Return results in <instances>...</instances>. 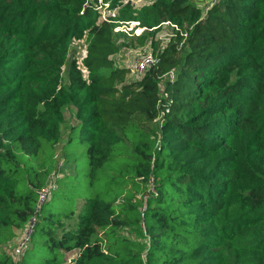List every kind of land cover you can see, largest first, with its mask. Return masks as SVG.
I'll use <instances>...</instances> for the list:
<instances>
[{
  "label": "trees",
  "instance_id": "obj_1",
  "mask_svg": "<svg viewBox=\"0 0 264 264\" xmlns=\"http://www.w3.org/2000/svg\"><path fill=\"white\" fill-rule=\"evenodd\" d=\"M100 3L145 27L133 39L168 20L186 37L152 39L158 61L126 81ZM32 218L15 263L2 247ZM0 264H264V0H0Z\"/></svg>",
  "mask_w": 264,
  "mask_h": 264
},
{
  "label": "built area",
  "instance_id": "obj_2",
  "mask_svg": "<svg viewBox=\"0 0 264 264\" xmlns=\"http://www.w3.org/2000/svg\"><path fill=\"white\" fill-rule=\"evenodd\" d=\"M154 0H121V3H127L129 2L131 4V7L133 9H140L141 7L145 5H150ZM118 8H110L108 6V3H100L97 5V22H106V23H114L113 26V32L114 33H123L122 35L125 36H138L142 34V32L145 30V27L138 26V21H117L115 20V16L117 14ZM138 26V27H137ZM163 28L167 27L168 29L175 31L179 33L180 36H183L184 38L186 37V30L179 28L175 23L171 21H163L161 22L158 26L154 28ZM161 31V30H160ZM159 31V35L157 36V39L159 40V47L163 48V45L166 46V44L170 41V37L175 35L174 33H165L164 36H161ZM85 40V37H84ZM167 42V43H166ZM164 46V47H165ZM86 56V51L82 56H75V64L76 67L81 71L83 77L86 79L87 74H88V69L83 63V60ZM158 61V55L157 52H153L152 49H149L148 51L141 52L139 56L136 58L135 62L131 65V72L133 73L134 77L136 79H139L143 76L145 71L151 67L152 65L156 64ZM164 79H168L172 81L174 79V71L169 70L167 73L163 75ZM159 89H160V96L158 97L156 101V109H157V115L154 118V121L156 124L159 126L161 125L165 119H166V114L168 113V105L171 103V98H167V93L165 92L164 85L160 82L159 83ZM57 175V174H54ZM147 190L146 194L143 196V199H146L147 194L153 193L155 194V187H154V179L152 176H150L147 180ZM49 185L46 187H42L40 190L37 192V204L36 207L39 208V206L49 197ZM34 218L30 220L29 223L26 224L25 228L23 229V236L21 237L20 241L17 244V251L21 256L22 251L26 247V244L29 240L30 237V232L33 226ZM20 258V257H19ZM19 260V259H18ZM17 263L18 261H14Z\"/></svg>",
  "mask_w": 264,
  "mask_h": 264
},
{
  "label": "rangeland",
  "instance_id": "obj_3",
  "mask_svg": "<svg viewBox=\"0 0 264 264\" xmlns=\"http://www.w3.org/2000/svg\"><path fill=\"white\" fill-rule=\"evenodd\" d=\"M189 2L197 7L199 10H204V7L211 4V0H189ZM128 21V20H127ZM135 21V20H133ZM139 26V24H138ZM137 26V27H138ZM161 30V31H160ZM159 31L161 36H164L165 33H174L175 31H172L168 29L167 27H159L157 28L156 33L152 36L151 34L146 35L143 39H133L130 36L128 37H122L121 32H119L116 36L113 37V40L119 44L120 46L118 49L111 55L113 64L116 67H123L126 69L125 74V80H133V73L131 72V65L135 62L136 58L139 56L141 52L148 51L151 49L150 42L152 39L158 40L157 36L159 35ZM144 32V31H143ZM142 32V34H143ZM121 33V34H120ZM141 35V34H140ZM133 36V35H132ZM84 37L81 39H71L70 40V46H69V54L68 57L71 59L73 57L75 59V56L78 57L79 55L82 56L86 51L87 42L84 40ZM130 37V38H129ZM128 43V44H127ZM159 43V40H158ZM167 43V42H166ZM169 43V42H168ZM165 45H163L164 47ZM64 69V67H63ZM61 70V72L63 71ZM164 79H161V83H164ZM61 82L64 84L66 82V75L65 73H61ZM75 122L74 117V108L72 106L64 108L63 110V120L61 122V139L60 144L57 146V156H58V169L62 167L61 165H65L63 162V159L61 158L60 154V146L63 141L66 140V135L68 133V130L70 126ZM64 167V166H63ZM65 168V167H64ZM23 230L19 231L17 236L12 239L9 243H7L4 247V251L14 260L18 261L20 254L17 251V244L20 241L21 237L23 236ZM70 253H67L69 255Z\"/></svg>",
  "mask_w": 264,
  "mask_h": 264
}]
</instances>
